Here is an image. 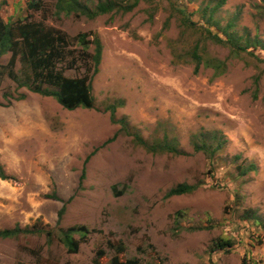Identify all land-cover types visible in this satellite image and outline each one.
<instances>
[{
  "label": "rangeland",
  "instance_id": "374dc122",
  "mask_svg": "<svg viewBox=\"0 0 264 264\" xmlns=\"http://www.w3.org/2000/svg\"><path fill=\"white\" fill-rule=\"evenodd\" d=\"M99 1L87 0L93 8ZM211 1L144 0L130 13L89 20L58 19L57 0H46L45 12L33 15L70 38L98 35L103 54L94 109L69 111L43 97L44 130L33 127L40 120L29 109L4 111L6 131L10 121L29 128L17 131L2 164L12 179L0 178V230L28 232L0 238V264H264V53L216 42L202 11ZM216 20L222 28L234 22L229 32L240 46L255 36L264 41V0H227ZM197 44L198 71L190 56ZM220 61L225 71L216 70ZM22 91L29 90L0 77V100L15 104ZM122 120L148 145L176 144L180 153L148 151ZM182 183L197 189L166 198ZM74 227L85 228L74 234L77 252L61 239V230ZM219 240L234 246L212 253Z\"/></svg>",
  "mask_w": 264,
  "mask_h": 264
},
{
  "label": "trees",
  "instance_id": "16d2710c",
  "mask_svg": "<svg viewBox=\"0 0 264 264\" xmlns=\"http://www.w3.org/2000/svg\"><path fill=\"white\" fill-rule=\"evenodd\" d=\"M141 1L144 0H101L95 7H91L87 0H57L55 4L54 16L58 19L62 15L71 17H85L89 20H95L106 14L113 12L130 13L138 7ZM147 1V0H146ZM215 6L210 5L202 9L204 16L210 14V25L215 27L217 34H212V38L216 42L223 45H230L234 52L244 51L256 55L258 52L264 53V41L258 36L252 40L247 38V42L243 46L239 45V38L233 32H229L234 27V22H231L227 28H222L220 23L215 19V14L222 8L227 0H212ZM5 1H0V59L6 55H11V59L7 65L0 64V77L2 79H10L16 83L18 89H27L30 92L40 94L44 97L55 98L58 103L69 111H74L79 108L92 110L95 108V97L93 95V81L99 73L101 65L103 44L98 35L94 33H80L75 38H70L67 33L55 27L46 25V18L41 21L34 20V14L45 12L46 0H26V16L21 19L10 20L6 22L2 17V7ZM183 13V10H179ZM221 33L226 38L221 36ZM79 47V49H78ZM91 47L93 52H90ZM190 56L196 63V71H198L204 62L202 55L199 53V45L197 44ZM257 56V55H256ZM207 65L211 66L213 60H207ZM224 62L216 64L217 71H225ZM17 64L20 68L17 69ZM224 66V67H223ZM84 72L79 77H68V71ZM222 71V72H223ZM221 74V72H220ZM8 97V94H5ZM25 95H20L22 100ZM118 106L112 105L108 109L111 111L112 122L115 120V115ZM122 129L128 135L134 137L135 143L143 146L151 152L169 151L174 154H179L176 144H154L148 145L139 134L131 133L128 130L127 122L121 121ZM197 149H199L197 147ZM252 171L256 169L251 167ZM0 178L2 180H10L3 168L0 165ZM86 178V171H83L81 182ZM197 189L194 185L186 183L178 184L166 194V198L174 196H182L193 193ZM54 199L58 197L54 195ZM63 211L60 213L62 217ZM248 217V216H247ZM249 218V217H248ZM256 224H260L257 218L253 220ZM250 223L251 220L244 219V223ZM19 226L14 229L0 230V238L17 237L22 232ZM85 231L84 227H74L68 230H61V239L64 245L71 252H77L79 243L75 240L74 234ZM119 253H124L125 247L123 243H118ZM234 246L231 240H219L212 248V253L230 249ZM136 260H129L124 264H136ZM115 264H120L115 260ZM244 264H247L244 262Z\"/></svg>",
  "mask_w": 264,
  "mask_h": 264
},
{
  "label": "crops",
  "instance_id": "0c3cea01",
  "mask_svg": "<svg viewBox=\"0 0 264 264\" xmlns=\"http://www.w3.org/2000/svg\"><path fill=\"white\" fill-rule=\"evenodd\" d=\"M0 1H3V0H0ZM4 1L6 3L2 7V12L5 8H8V11H9L8 17H3L2 15V17L4 18L6 22L10 20L14 21L15 19H19L20 12L27 13L26 0H23V5L20 8L18 7V4H19L18 1L17 2H15L14 0H4ZM11 4L12 5L14 4L15 6L11 7L10 6ZM21 93H22L21 95H25V98L22 100H30V101L26 103H21L22 100L19 99V101L14 104L12 102H9L8 100H0V120L3 118L4 113H5L4 111L6 109L13 107V106H17L19 110L24 113H27L29 110H31L34 113V119L40 120V122L34 124L33 127L40 129V130H44L43 124L41 122V120H43V115H42V118L40 117V112H41L40 103L42 102L44 96L37 94V93L30 92V91H22ZM3 96L6 97L5 94H3ZM5 127H9L10 129L6 131L4 129V124L0 122V165L10 162L9 160H11L13 153L12 152L10 153L8 146L9 144H14L13 140H14V137L17 131L19 130L20 132L22 128L24 129L29 128V127H26V125L25 126L22 125V123H20L19 126H17L16 124L13 125L11 121ZM8 154H11V157H9V159L6 158Z\"/></svg>",
  "mask_w": 264,
  "mask_h": 264
}]
</instances>
